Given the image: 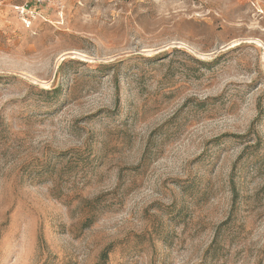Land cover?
I'll list each match as a JSON object with an SVG mask.
<instances>
[{
    "label": "rangeland",
    "instance_id": "1",
    "mask_svg": "<svg viewBox=\"0 0 264 264\" xmlns=\"http://www.w3.org/2000/svg\"><path fill=\"white\" fill-rule=\"evenodd\" d=\"M0 264H264V0H0Z\"/></svg>",
    "mask_w": 264,
    "mask_h": 264
}]
</instances>
